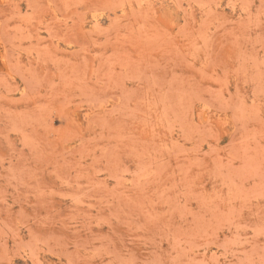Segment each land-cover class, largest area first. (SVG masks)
<instances>
[{"label":"rangeland","instance_id":"rangeland-1","mask_svg":"<svg viewBox=\"0 0 264 264\" xmlns=\"http://www.w3.org/2000/svg\"><path fill=\"white\" fill-rule=\"evenodd\" d=\"M0 264H264V0H0Z\"/></svg>","mask_w":264,"mask_h":264}]
</instances>
